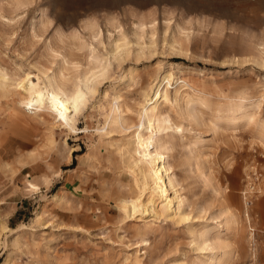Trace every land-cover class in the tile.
<instances>
[{
	"label": "rangeland",
	"instance_id": "rangeland-1",
	"mask_svg": "<svg viewBox=\"0 0 264 264\" xmlns=\"http://www.w3.org/2000/svg\"><path fill=\"white\" fill-rule=\"evenodd\" d=\"M27 69L83 91L76 132L19 111ZM168 73L155 146L182 203L132 218ZM116 97L130 128L106 134ZM224 242L227 264H264V0H0V264H216Z\"/></svg>",
	"mask_w": 264,
	"mask_h": 264
},
{
	"label": "bare ground",
	"instance_id": "bare-ground-1",
	"mask_svg": "<svg viewBox=\"0 0 264 264\" xmlns=\"http://www.w3.org/2000/svg\"><path fill=\"white\" fill-rule=\"evenodd\" d=\"M43 78L47 82L46 87L43 84ZM170 80V73L162 76L154 86L153 95L142 108L145 124H139V129L142 133L144 131L147 132L150 128L151 133L149 132L148 137L144 139L138 137L136 144L137 148L134 150L136 157L133 160L132 166L133 168H137L141 183L140 186H136V197L127 200L123 199L121 201L128 215L132 218L137 215L144 218L156 217L158 215L156 209L157 200L165 203L169 211H172L174 208L172 213H175L178 209L177 207L182 203L179 197V190L172 180L173 172L168 162V156L165 151H158L155 146L156 136L161 131L155 123L160 105L159 101L168 102V94L165 86L170 83ZM83 84L84 83H82V85ZM13 88L18 98L17 106L21 113L29 111V113L34 114L36 111H39L41 115L50 116L53 117L54 120L59 121L61 124L60 126L68 131L76 132L75 121L80 112L84 98V93H82L83 91H81L79 87L66 91L62 84L57 83L54 78L49 75L48 69H36L35 71L27 69L16 76L13 82ZM175 94L177 95L179 92L176 91ZM54 124L55 122L53 125ZM129 126L124 118L122 104L119 102L118 97H116L109 105V114L102 130L105 133H110V130L127 131L130 128ZM175 129L176 132H182V129L178 126H176ZM140 148L143 154L140 153ZM142 162L151 165V167H146ZM184 219L187 221L189 220L188 216L186 217L185 215ZM224 226L221 225V228L223 229ZM143 244L146 245L147 243L142 242L141 245L143 246ZM218 248L222 251V256L216 259L215 263L227 264L232 255H230L232 252L230 251L231 247H229L228 242H224L222 245H219ZM212 263L213 260L208 262V264Z\"/></svg>",
	"mask_w": 264,
	"mask_h": 264
},
{
	"label": "built area",
	"instance_id": "built-area-1",
	"mask_svg": "<svg viewBox=\"0 0 264 264\" xmlns=\"http://www.w3.org/2000/svg\"><path fill=\"white\" fill-rule=\"evenodd\" d=\"M252 232H253V233H252ZM251 234H252V235L254 234V230H253V229L251 230ZM253 242H254V241H253Z\"/></svg>",
	"mask_w": 264,
	"mask_h": 264
}]
</instances>
